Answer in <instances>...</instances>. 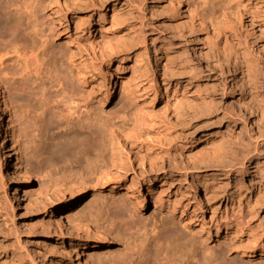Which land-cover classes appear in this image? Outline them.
I'll use <instances>...</instances> for the list:
<instances>
[{"label":"rangeland","instance_id":"1","mask_svg":"<svg viewBox=\"0 0 264 264\" xmlns=\"http://www.w3.org/2000/svg\"><path fill=\"white\" fill-rule=\"evenodd\" d=\"M179 1L180 7L175 0H37L23 10L14 0H0V54L18 83L36 79L14 54L22 37L40 45L44 68L53 49L64 53L58 59L71 58V68L102 103L104 119L132 106L144 116L141 129L130 127L125 137L119 130L115 165L107 160L104 175L64 191L70 213L89 224L92 259L82 255L84 229L62 216L55 226L56 197L36 200L19 190L23 198L14 215L0 170V264H112L139 251L146 239L140 222L134 226L126 211L117 215L129 202L112 204L120 195L113 190L144 199L141 223L151 237L152 264H174L183 251L189 257L193 242L212 248L219 264H264V0ZM118 63L128 69L113 87ZM23 98L10 93L3 125L20 113ZM51 130L36 159L22 144L34 190L58 187L63 174L52 173L61 153L51 144L65 139ZM5 137L1 129L0 141ZM6 142L10 150L12 141ZM116 205L121 208L109 213ZM226 218L231 229H217ZM185 219L193 221L187 228ZM203 219L207 230L197 232ZM92 223L102 226L100 234ZM170 231H188L180 241H193L178 246L167 239ZM197 252L199 259L202 249ZM133 261L147 264L137 254Z\"/></svg>","mask_w":264,"mask_h":264},{"label":"bare ground","instance_id":"2","mask_svg":"<svg viewBox=\"0 0 264 264\" xmlns=\"http://www.w3.org/2000/svg\"><path fill=\"white\" fill-rule=\"evenodd\" d=\"M14 1L17 3V6L19 5L23 10L34 8L33 6L37 3V0ZM175 2L177 6L180 7V1L175 0ZM46 41L48 40H45V42ZM15 42H18L16 43L18 46H15L16 49L14 54L22 60L23 70L25 72L27 70H33L36 73V79L30 83L25 80H21V82L19 81L20 83H18L13 73H11V64L0 54V132L1 129H3L6 133V137L4 139L2 138L3 140L0 141V170L6 172V176L1 173V181L4 184L3 186L6 187V192L8 191L11 194L12 198L9 197V194L7 197L14 211V215L20 212L18 207L20 200L23 198L20 196L19 190L23 191L28 198H34L36 200L40 198L41 200H51L52 197H56L58 203L56 204V212L53 217L55 226L60 228V218L62 216L65 217L70 224L84 229L88 234V239L85 245V251L82 255L87 256L89 259L95 254V246L91 242L92 237L89 224L87 221L80 219L78 215L70 213L72 212L69 211V208H71V201L65 202L63 200L64 191L75 187L83 188L85 185L89 184L92 176L101 177L103 173H106L107 171H102V169L105 168L110 161L113 165L116 164V160H118L116 154L118 151L116 149L121 144L118 145L119 142H116V139H118V132L120 130L122 134H127L126 132L130 127H133L132 129L139 128L144 121V116L142 115L143 109L141 110L139 106H132V108H128L124 113L118 115V117L113 120L104 119L100 116L101 112L99 109L102 107V103L97 102L96 98L92 95V91L86 87L85 81L80 77L82 74L80 72H75L71 68V62H69L71 58L68 59L67 62H64L58 59L59 54L63 56L64 53L58 52L57 48L56 50L53 49L49 52L50 56H48V63H46L47 65L44 68L45 63L43 62V64L41 62V54H39V44L37 45V43L29 42L22 37H18ZM43 69L45 70L44 73H42ZM127 69L124 63H118L114 68V72L112 73L114 77L113 87L120 83L119 79L122 78L123 73ZM130 69L133 73L136 72L133 66L130 67ZM246 69L247 71L250 70L248 66ZM2 86H5V88L3 89ZM135 88L138 87L136 86ZM11 92H16L18 96L24 97L26 102L23 104V107L21 106L22 110H20V113H15L13 116L11 115V121L6 126L3 125V115L10 111ZM97 106H99V108ZM51 128L57 130V132H52V134H56L53 135V137L59 135L63 140L65 139L58 144H51L55 147L54 153H61L60 158L52 166V173H63L64 175L62 174L63 177L61 175V177L58 178V183H56V185L59 184L58 187H42L40 190H34L32 189L30 181L32 177L31 172L28 170L27 165H25L22 144L26 143L29 145L27 149L31 152L32 158L36 159L38 155L44 153L39 143L43 142V134L51 130ZM69 135L72 136L71 140L67 139ZM123 135L122 137H125V135ZM127 137L128 135L126 138ZM6 139L8 142L12 141L11 145L13 147L10 148V150H7ZM11 151H13V154H10ZM107 155H109V157H107L108 159H106ZM71 159H74V161H72L71 164L69 163L70 165L68 166L67 163L71 162ZM107 160H109L108 164ZM251 162H253V157ZM79 166L80 168L82 167L83 170L74 171V168H78ZM126 168L128 169L129 167ZM151 183L152 180H149L148 185ZM11 186H14V188L10 189ZM113 192L120 195L114 199L112 204L115 203V200L124 201V199L129 203H127L128 206L126 204L123 209L121 206L116 205L117 207L112 208L109 213L116 208H121V210L117 212V215H121L126 211L128 217L134 222V226L137 227L138 224L136 223L140 222L138 230L146 239L141 243L142 248L139 251L131 249L127 251L122 258L116 259L112 264H133L136 254L139 258H144L147 264H152L154 262L152 258V248L148 247L147 249V246L151 244V237L149 236L147 224L141 223L144 210V199H141V197L133 193L121 191V193H119V191L115 192L114 190ZM108 198H111L110 192L102 196L103 204L109 200ZM174 209L175 206L172 207L170 213H172ZM16 216L19 217V215ZM180 221L183 224V228H187L193 223L190 219ZM93 227L94 231L92 232L100 234L102 226L93 224ZM216 227L217 229H221V227L223 229H231V224H229L226 218L225 223L221 224L219 221L216 222ZM198 228L197 232L207 230L204 219L203 222L199 224ZM187 232L178 231L173 233L170 231L166 237L170 242L176 243L178 246H186L193 241L191 238L180 241L182 236L186 235ZM237 236H239L238 233L233 236V238ZM194 243L195 242L192 243L189 257H185L186 255L183 256L184 251L181 250L183 251L181 252V256L173 257L174 264H195L196 262L198 264H219V257L217 255L212 256L214 254L212 248H205L204 246ZM200 248L202 249V257L198 259L197 250ZM262 249H264V246ZM262 252L264 253V250ZM88 259L85 260L86 263Z\"/></svg>","mask_w":264,"mask_h":264}]
</instances>
